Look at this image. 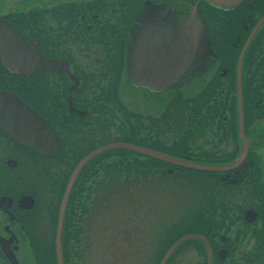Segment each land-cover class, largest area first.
Listing matches in <instances>:
<instances>
[{"label": "flooded vegetation", "instance_id": "obj_1", "mask_svg": "<svg viewBox=\"0 0 264 264\" xmlns=\"http://www.w3.org/2000/svg\"><path fill=\"white\" fill-rule=\"evenodd\" d=\"M54 1L0 0V43H10L12 33L21 48L36 42L40 57L67 64L72 77L57 70L11 73L0 57V94L18 98L43 119L59 146L55 157L46 156L0 127V239L18 264L24 263L21 254L26 253L25 248L33 257L31 264H41L36 261L34 249L44 264H50L60 202L78 164L68 171L72 160L67 166L64 158H83L100 148L90 149V141L97 138L92 137L97 131L96 119L101 117L96 107H103L108 94H129L136 85L177 92L183 106L179 118V139L183 143L177 145L180 160L220 170L177 168L184 180L193 177L200 187L206 186L209 195L200 201L220 207L206 219L201 214L199 220L206 221L197 222L190 233L184 232L178 239L201 238L183 244L199 251L203 264H207L208 250L211 264L224 263L229 254L248 241L245 234L239 233L235 240L227 239L231 230L235 233L234 219L227 213L235 209L237 221L247 228L258 221L253 237L264 254V0ZM8 3L11 8L7 9ZM146 32L147 40H151L144 46V51H150L149 62L166 56L157 55L155 44L167 32L184 33L193 39L189 58L177 78L159 90L134 81L137 61L142 57L139 41ZM153 71V67L148 69ZM20 122L15 119V123ZM27 128L30 130V126ZM150 139L151 147L146 149L166 155L170 146ZM191 141L196 144L193 148L189 146ZM50 148L53 150V145ZM86 165L73 182L64 212V217L68 215L69 242L72 237L75 244L79 221L87 220L91 199H100L98 191V197L93 192L100 186L103 166L95 163L92 166L96 169L90 171L85 170ZM156 168L171 172L161 165ZM230 190H237L235 198L228 194ZM25 198L32 201L29 208L21 204ZM259 263L264 264V255ZM0 264H9L1 248Z\"/></svg>", "mask_w": 264, "mask_h": 264}, {"label": "rangeland", "instance_id": "obj_2", "mask_svg": "<svg viewBox=\"0 0 264 264\" xmlns=\"http://www.w3.org/2000/svg\"><path fill=\"white\" fill-rule=\"evenodd\" d=\"M8 8H11V3H8ZM137 87L138 85L135 89H130L129 94L119 93V100L116 102L109 100L108 103L105 99L103 107L101 104L96 107L101 117L96 119L97 131L92 137L98 139L90 141V149L111 143L132 144L131 139L123 135L133 133L139 141L148 137L151 141L158 140L169 145L170 148L164 151L165 154L180 159L179 149L173 146L183 143L179 139L181 125L179 118L183 106L180 98L176 97L177 92L175 94L166 90L160 92L144 86ZM110 97L112 94H108V98ZM171 99L173 102L170 107L168 106L169 114L162 116L166 104H169ZM195 145L194 141H191L189 146L193 148ZM108 153L93 161V164L98 161L103 166L98 178V182L101 181L100 186H96V192L95 190L93 192L96 197L99 193L100 199H91L87 220L79 221L78 244L74 243L72 237L70 238L72 241L67 242V250L71 255L77 250L74 264H158L167 247L172 244V240L182 234L180 231L192 230L197 222L203 224L206 220H199L201 214H205L203 219H206L210 213L220 211L218 205L215 204V207L209 201L207 206L200 201L209 194L205 192L206 186L200 187L198 182H194L193 177L187 176L184 180L179 170L172 169L170 173L154 172L147 163L141 162L143 158L135 156L131 157L129 162L130 164L132 161L135 162L136 166L129 165L128 170L125 166L128 162L125 157L115 152L111 155ZM72 159L74 158H64L67 166ZM136 159L139 162L135 161ZM73 162L69 165L71 166ZM87 168L89 169V166ZM200 188L203 190L202 193ZM236 192L237 190L233 192L230 190L228 194L235 198ZM93 194L91 193V198ZM220 201L223 200L218 202ZM227 217L234 219L235 224L232 227L235 233L234 231L231 233V230L229 236L227 235L230 238L227 239L235 240L239 233L240 236L245 234L248 241L241 244L239 249L237 247L234 253L229 254L230 257L222 264L234 261L238 264H261L259 261L264 254L260 252V243L255 242L253 237L259 226L258 221L254 227L247 228L245 224L237 221L238 212L235 209L229 211ZM55 218L56 213L53 216V228ZM223 224L227 228L228 223ZM251 231L253 234H250ZM220 234L223 235L224 232ZM67 235L69 237V233ZM74 238L76 239V236ZM35 240V238L32 240L33 244ZM190 246L191 244L179 246L171 255L168 264H203L204 258L199 251H194ZM24 251L26 253L21 254L23 264H31L32 255L27 248Z\"/></svg>", "mask_w": 264, "mask_h": 264}, {"label": "water", "instance_id": "obj_3", "mask_svg": "<svg viewBox=\"0 0 264 264\" xmlns=\"http://www.w3.org/2000/svg\"><path fill=\"white\" fill-rule=\"evenodd\" d=\"M146 34L147 32L139 41L138 48L142 49V53H140L142 57L140 61H137L136 70L134 74V81L137 84H146L153 89L159 90L164 88L170 81L175 80L177 78L178 72L181 70V68L189 58V55L192 50L193 39L187 37L184 33L176 34L167 32L164 35L165 38L163 40L159 39V42L155 44V46L157 47V55L161 56L162 54H166V56H161V60L159 59L158 61H156V59H154V61L149 62L150 59H148V54H150V51H148V49L144 51V46H146V43L150 44L151 40H147ZM12 35L10 43L5 44V46L0 43L1 61L3 65L9 70V72L15 74H24V71L29 72L30 70H57L60 72H64L69 78L72 79L67 64L57 63L40 57L39 45L36 42L29 43L25 48H21L14 41V35ZM151 67H153L154 71L148 72V69ZM6 110H10V112H16V114H7ZM15 119L20 120L22 122L15 123ZM28 126H30V130L29 128H27ZM0 127L18 142L28 144L35 151L43 155L55 157L59 151L56 136L54 135V133L52 134L46 122L39 116L35 115L26 106H24V104L18 98L9 94H0ZM51 145H53V150L52 148H50ZM115 149L127 150L172 166L186 167L187 169L193 171H220L218 169L205 168L192 164H185L180 159H175L153 151L122 143L106 145L91 152L90 154L85 156L74 168L67 182L63 197L60 202L54 240L56 264H63L61 254V231L63 217L69 192L77 174L80 172L84 165H86L90 160H92L96 156ZM2 201H4V199ZM23 203L27 204V208L32 205V201L29 198H25L24 200H22L21 204ZM249 214L252 213L249 212L248 215ZM252 221L253 220H249V222ZM12 239L13 238L10 239L9 243L12 241ZM194 239L201 238L195 236H187L176 241L168 249L159 264H165L172 252L180 244L185 241ZM0 248L9 264H18L15 256L13 255V252L8 249V245L5 244L4 241L1 239ZM224 257H222L221 259H224ZM207 264H211V255L209 253V250L207 253Z\"/></svg>", "mask_w": 264, "mask_h": 264}, {"label": "trees", "instance_id": "obj_4", "mask_svg": "<svg viewBox=\"0 0 264 264\" xmlns=\"http://www.w3.org/2000/svg\"><path fill=\"white\" fill-rule=\"evenodd\" d=\"M176 97H179V95L177 94V96ZM118 95H112V97H111V99L110 98H108L107 97V101H108V103H109V100H111V101H117L118 99ZM173 99H174V97H173ZM173 99H171V101H170V103L169 104H166V106H165V113L164 112H162V116L164 115V114H169V107L172 105V100ZM169 106V107H168ZM167 109V110H166ZM131 129V128H130ZM132 130V129H131ZM133 131V130H132ZM125 138H127V139H131V141H132V144L131 145H136V146H139L140 145V147H145V148H149V147H151V145H150V143H149V139L148 138H145V139H142L141 141H139V140H137V138H135V135H133V133H129V134H124L123 135ZM139 144V145H138ZM173 146H176V148L178 149V146H177V144H174ZM114 152L115 153H119V154H121V157H125V159H127V164H125V166H126V168L128 169V170H130V167H129V165H131V166H136L135 165V162H131V164H130V162H129V160H130V158L132 157L133 158V156H134V154L133 153H131V152H129V151H125V150H114V151H111V152H109L108 154L109 155H111V154H114ZM97 159V158H96ZM96 159L95 160H93V161H96ZM81 160V157H78V158H74V159H72V162H73V164L70 166V168L68 169V171H70L77 163H78V161H80ZM93 161L92 162H90L88 165H86L85 166V169L89 166V168L90 169H93V168H95V167H93L92 165H94L93 164ZM131 161V160H130ZM135 161H138L139 162V160H135ZM141 162H143V163H147L148 165H149V167L151 168V167H153L154 168V172H158V171H160L158 168H156L157 166L158 167H160V165L161 166H164V168L166 169L167 167V165H165V164H163V163H161V162H159L158 164L157 163H155L154 161H152V160H149V159H146V158H143V161H141ZM97 163H98V161H97ZM71 164V163H70ZM170 167V166H169ZM168 167V169H172V171L174 170V171H178V169L177 168H175V167H170L169 168ZM94 171V170H93ZM82 172H84V169H83V171ZM155 174V173H154ZM96 178V176H95V174L93 175V177H92V181L94 180ZM67 212V211H66ZM67 217H68V215L66 214L65 215V217H64V224H63V228H62V235H61V247H62V260H63V264H74V262H75V257H74V255H75V253H76V251L77 250H75L74 251V254H70V252L67 250V245H68V243L67 242H69V237H68V219H67ZM56 223V222H55ZM180 232H182V234H180V235H178L177 237H175L174 238V240H172V242L171 243H173L176 239H178L181 235H183L184 234V232L185 233H190V230L189 231H180ZM34 254H35V257H36V261L37 262H41V264H44L45 263V260L44 259H40V258H42V257H40L39 255H36V250L34 249V252H33ZM49 256H50V259L48 260L49 262H50V264H56V262H55V255H54V247H53V252L51 253V255L49 254ZM170 261V260H169ZM169 261H168V263H169Z\"/></svg>", "mask_w": 264, "mask_h": 264}]
</instances>
